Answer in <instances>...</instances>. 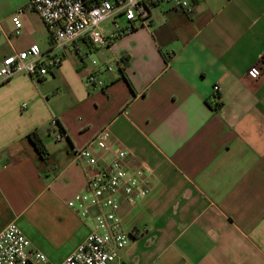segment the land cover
<instances>
[{
  "label": "crops",
  "instance_id": "0c3cea01",
  "mask_svg": "<svg viewBox=\"0 0 264 264\" xmlns=\"http://www.w3.org/2000/svg\"><path fill=\"white\" fill-rule=\"evenodd\" d=\"M29 1L0 0V65L32 44L51 49ZM193 2L192 14L156 3L109 46L80 39L48 74L0 80V232L15 222L52 263L70 255L90 233L68 205L88 189L75 151L108 128L151 187L121 206V264H264V0Z\"/></svg>",
  "mask_w": 264,
  "mask_h": 264
},
{
  "label": "built area",
  "instance_id": "2783aa9c",
  "mask_svg": "<svg viewBox=\"0 0 264 264\" xmlns=\"http://www.w3.org/2000/svg\"><path fill=\"white\" fill-rule=\"evenodd\" d=\"M168 3L188 14L196 10L193 0H30L28 8L40 15L49 32L52 46L42 52L38 44L5 57L0 65V80L18 73L30 76L48 74L61 65L57 51L71 48L80 39H87L95 48L109 46L114 40L134 28L144 25L156 3ZM20 9L12 17L15 33L22 28ZM93 64L100 66L98 60ZM104 70L113 66L104 64ZM90 83L104 86L95 73ZM216 91L219 86L215 87ZM220 98L215 95L214 106ZM26 107V105H23ZM57 141L65 135L59 130L57 118L50 122ZM97 150L111 154L101 163ZM126 149L111 141L110 131L104 128L86 146L75 151L76 160L86 167L88 189L77 193L68 205L82 218L90 221V233L85 240L59 264H121L120 252L129 243L131 233L122 228L120 209L123 202L135 204L147 196L150 180L146 168L131 166ZM0 264H54L48 256L32 247L30 239L17 223L11 222L0 232Z\"/></svg>",
  "mask_w": 264,
  "mask_h": 264
},
{
  "label": "trees",
  "instance_id": "16d2710c",
  "mask_svg": "<svg viewBox=\"0 0 264 264\" xmlns=\"http://www.w3.org/2000/svg\"><path fill=\"white\" fill-rule=\"evenodd\" d=\"M58 127H59V130L65 135L63 128L59 125H58ZM28 138L31 141V143L34 145L36 150L39 152L40 156L42 158H45L48 155V151H47L45 143H44L43 139L40 137L39 133L36 130L31 131L28 134Z\"/></svg>",
  "mask_w": 264,
  "mask_h": 264
}]
</instances>
